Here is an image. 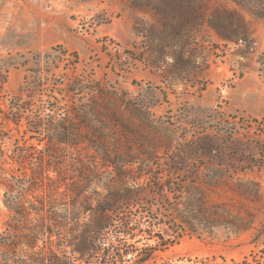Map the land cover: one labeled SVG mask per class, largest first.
<instances>
[{
	"label": "rangeland",
	"instance_id": "obj_1",
	"mask_svg": "<svg viewBox=\"0 0 264 264\" xmlns=\"http://www.w3.org/2000/svg\"><path fill=\"white\" fill-rule=\"evenodd\" d=\"M261 97L264 0H0V141L8 154L38 143L44 135L28 126L40 112L82 117L86 142L68 152L86 164L74 168L97 177L83 206L131 189V200H110L111 215L120 209L174 240L160 249L139 230L126 264L151 247L155 264H264V118L235 107ZM96 136L108 149L89 145ZM10 162L0 169V264H69L80 255L70 224L12 249L34 241L40 222L7 206L17 191L7 184L23 173Z\"/></svg>",
	"mask_w": 264,
	"mask_h": 264
},
{
	"label": "trees",
	"instance_id": "obj_2",
	"mask_svg": "<svg viewBox=\"0 0 264 264\" xmlns=\"http://www.w3.org/2000/svg\"><path fill=\"white\" fill-rule=\"evenodd\" d=\"M41 115L40 112V115L35 120H31L28 126L33 132L44 135L38 138V143L29 142L28 138L24 143H19L15 148L10 149L8 154L9 149L0 141V169H5L4 164L10 157L12 173L23 170L21 173L25 174V177L14 176L9 180L7 184L9 191H17L11 199L6 196L7 206L17 218H21L24 222L32 223L33 220L40 222L31 230L34 241L26 236L24 237L26 240L19 245L13 243L12 249H18L24 245L30 248L36 247L40 239L53 235L54 224L64 226L70 224L71 236H69L68 244L75 245V250L80 255L72 257L69 264H77L76 262L80 259L88 262L96 254H102L99 264H126L130 259L128 255L135 253L134 250L129 249L128 239L134 238L139 230L148 233L145 236L146 239L158 237L155 246L160 244V249L167 248L174 242L171 238L153 234L151 225L142 228V223L121 215L120 209L115 216L111 215L116 207L110 200L116 199L118 205L122 201L131 200L135 196L131 189L126 188L122 191L116 188L118 190L110 191L104 198L98 199L95 206H83V200H86L88 195V187L97 181V177L94 171L86 174L85 169L79 170L78 168L86 167V164L81 161L79 154L70 156L68 151L70 147L76 149L86 142L83 140L82 132H79V124L86 122L82 120V117L77 118V121H67L66 118L54 121ZM51 118L54 117L51 116ZM87 139L91 141L89 145L93 148L103 145V149H108L107 144L104 140H99V137L98 140H92L91 137ZM74 160L75 162L72 163L71 161ZM105 160L107 166L115 167V162L110 156ZM77 166L78 168H74ZM75 171H77L76 174ZM62 203L66 204L68 209L65 213L58 214L54 210ZM89 210H94L97 217H94L92 224L80 223V218ZM110 231L115 233L110 234ZM180 237L178 234V238ZM157 250L154 247H151L148 252H144L143 248L137 249V254L133 257L134 264H155ZM36 259L39 264H47L43 257Z\"/></svg>",
	"mask_w": 264,
	"mask_h": 264
},
{
	"label": "crops",
	"instance_id": "obj_3",
	"mask_svg": "<svg viewBox=\"0 0 264 264\" xmlns=\"http://www.w3.org/2000/svg\"><path fill=\"white\" fill-rule=\"evenodd\" d=\"M235 107L250 114L252 117L264 118V97L256 100V103L251 104L245 100L235 99Z\"/></svg>",
	"mask_w": 264,
	"mask_h": 264
},
{
	"label": "built area",
	"instance_id": "obj_4",
	"mask_svg": "<svg viewBox=\"0 0 264 264\" xmlns=\"http://www.w3.org/2000/svg\"><path fill=\"white\" fill-rule=\"evenodd\" d=\"M259 125H261L262 128H264V119L258 120Z\"/></svg>",
	"mask_w": 264,
	"mask_h": 264
}]
</instances>
